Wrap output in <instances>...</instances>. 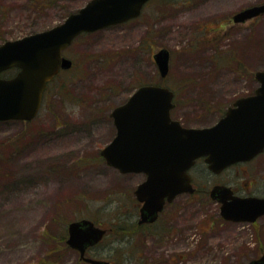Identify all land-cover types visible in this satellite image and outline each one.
Instances as JSON below:
<instances>
[{
  "label": "rangeland",
  "instance_id": "rangeland-1",
  "mask_svg": "<svg viewBox=\"0 0 264 264\" xmlns=\"http://www.w3.org/2000/svg\"><path fill=\"white\" fill-rule=\"evenodd\" d=\"M88 1L58 0L39 11L30 0H0V44L60 24ZM263 2L149 0L139 17L80 35L64 51L73 66L49 84L39 115L0 121V264H56V247L57 264H77V252L57 244L83 217L109 229L89 254L112 264H240L262 255L264 216L227 221L209 191L225 183L264 197V153L220 174L200 160L191 174L202 192L178 196L141 229L135 189L144 175L121 173L101 149L116 134L112 109L144 83L173 89L172 116L192 127L212 126L253 93L264 69V14L232 16ZM162 47L171 50L166 77L153 58ZM122 220L137 231L120 233Z\"/></svg>",
  "mask_w": 264,
  "mask_h": 264
},
{
  "label": "water",
  "instance_id": "water-1",
  "mask_svg": "<svg viewBox=\"0 0 264 264\" xmlns=\"http://www.w3.org/2000/svg\"><path fill=\"white\" fill-rule=\"evenodd\" d=\"M149 0H89L63 22L46 30L0 44V72L19 67L11 79H0V120L31 119L40 109L47 83L73 60L63 55L82 32H93L138 17ZM264 14V2L245 7L233 15L245 22ZM162 77L170 69L171 51L154 53ZM259 85L249 95L235 100L212 126L186 127L173 119L175 92L161 84L139 86L111 116L115 137L101 150L108 165L122 173H145L135 191L140 208L139 223L154 222L166 201L184 192H194L188 170L199 157L220 173L228 166L247 161L264 151V69L255 73ZM211 197L221 202V215L232 221H256L264 214V197L238 196L226 185H215ZM107 232L89 218L68 224L67 244L92 264H112L86 256ZM241 264H264V253Z\"/></svg>",
  "mask_w": 264,
  "mask_h": 264
},
{
  "label": "flooded vegetation",
  "instance_id": "flooded-vegetation-1",
  "mask_svg": "<svg viewBox=\"0 0 264 264\" xmlns=\"http://www.w3.org/2000/svg\"><path fill=\"white\" fill-rule=\"evenodd\" d=\"M19 68H17V67H13V68H9V69H6V70H3V71H1L0 72V79H11V78H13V77H15L16 75H17V73L19 72ZM49 84L50 83H48L47 85H46V87H45V90H44V93H43V98H42V102H41V107H40V111H39V113L41 112V110H42V108H43V106H44V104H47V99H46V96H47V91H48V88H49ZM174 108H175V106H174ZM173 108V109H174ZM173 112V111H172ZM39 113L37 114V116L39 115ZM36 116V117H37ZM36 117H34V118H32L30 121H32V120H34ZM174 118V117H173ZM175 119H177V118H175ZM11 120H15V119H9V120H0V121H11ZM16 121H24V120H16ZM27 122H29V121H27ZM184 124V123H183ZM185 125V124H184ZM262 153H264V151L262 152ZM262 153H260V154H262ZM259 156V155H258ZM257 157V156H256ZM253 159H255V158H253ZM252 159V160H253ZM251 160V161H252ZM249 162V161H248ZM242 163H246V162H242ZM224 172V171H223ZM192 173V170H190V175H191V177H192V183H193V186L195 187V191L194 192H186V193H182V194H180V195H187V196H192V195H194V194H197V193H199V192H202V189H199L196 185H195V181H194V177H193V175L191 174ZM143 175H144V179L142 180V181H144L145 179H146V177H147V175L146 174H144V173H142ZM221 185H227V184H225V183H220ZM228 186H230L232 189H233V192H234V194H236V195H239V196H248V195H251V194H240L232 185H228ZM180 195H178V196H180ZM177 196V197H178ZM210 196V195H209ZM176 197V198H177ZM175 198V199H176ZM174 199V200H175ZM173 200V201H174ZM172 201V202H173ZM172 202H167L166 203V205H165V207H164V209L166 208V206L168 205V204H170V203H172ZM164 209L162 210V212L164 211ZM161 212V213H162ZM161 213L159 214V216H158V219L156 220V221H154V222H144V223H139V220H138V223H137V225H138V227L139 228H144V227H147V226H152V225H154L158 220H159V218H160V216H161ZM264 216V214L261 216V217H263ZM261 217H259V218H261ZM94 247H96V246H94ZM94 247H91V248H89L88 250H87V253H86V255L87 256H90V257H94V256H92V255H90L89 254V251L92 249V248H94Z\"/></svg>",
  "mask_w": 264,
  "mask_h": 264
},
{
  "label": "trees",
  "instance_id": "trees-1",
  "mask_svg": "<svg viewBox=\"0 0 264 264\" xmlns=\"http://www.w3.org/2000/svg\"><path fill=\"white\" fill-rule=\"evenodd\" d=\"M56 1L58 0H30V4L32 5L33 8L39 10V11H42L44 10V8L46 7H49V6H52ZM69 14V13H68ZM120 222V221H119ZM117 226V230L121 233L122 230L124 229V233H128L129 231H131V233L137 231V227L135 226V228H130V227H127V225L124 224L123 220H122V224L120 223L119 225H116ZM66 237L67 235L63 234L61 236H59V243L57 245H61L63 250H69L70 247L66 244ZM56 244H54V247L57 246ZM55 250H57L56 252L58 253V256L59 258L57 259H54L52 262L54 263L56 261V264L61 260L62 256H63V253H62V249L60 251V249L58 247L54 248ZM82 261L80 259H78V263H81ZM44 264H50L48 262H43Z\"/></svg>",
  "mask_w": 264,
  "mask_h": 264
}]
</instances>
